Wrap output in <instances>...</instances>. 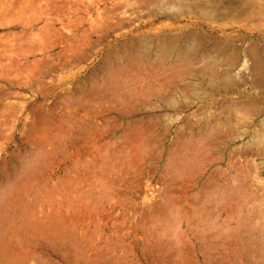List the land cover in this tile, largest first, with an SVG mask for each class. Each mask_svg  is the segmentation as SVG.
<instances>
[{"label": "rangeland", "instance_id": "1", "mask_svg": "<svg viewBox=\"0 0 264 264\" xmlns=\"http://www.w3.org/2000/svg\"><path fill=\"white\" fill-rule=\"evenodd\" d=\"M0 12L5 15L0 16V201L6 202H0V220L8 219L0 225L7 229L0 234V264H264V0H0ZM43 27L54 35L39 32ZM71 30L78 44L81 37L86 40L79 63L66 60ZM129 30L149 40L163 39L144 54L165 62L130 63L115 82L94 76L93 89L85 88L70 102L81 103L83 110L69 111L63 105L71 90L67 78L78 69L80 84L97 75L101 51L116 47L120 41L114 36ZM162 45H173L168 61L169 54L158 55ZM177 63L180 67L170 70ZM157 97L173 109L163 108ZM226 187L227 192L209 198L224 197L230 219L239 220L236 227L244 234V247L230 249L229 255L206 256L196 248L194 254L185 246L192 239L171 238L186 231L185 222L168 235L146 223L145 208L163 202L195 204L199 195ZM19 198L25 206L22 224L12 213ZM32 219L40 222L38 232ZM43 228L45 240L39 234ZM156 231L171 247L157 250Z\"/></svg>", "mask_w": 264, "mask_h": 264}, {"label": "crops", "instance_id": "2", "mask_svg": "<svg viewBox=\"0 0 264 264\" xmlns=\"http://www.w3.org/2000/svg\"><path fill=\"white\" fill-rule=\"evenodd\" d=\"M8 14H10V13H8ZM10 15L15 16V14H13L12 12ZM0 16L2 17V19H4L5 15L3 12L2 13L0 12ZM51 30L52 29H49L47 27H43L42 29L39 30V32L44 31L47 34L50 33L52 36V35H54V33H53V30L52 31ZM49 31H51V32H49ZM70 33L72 34L71 35V42L69 43V45H66V50H65L66 53H69V55L66 56V60H69L72 63H79L84 59V57H83V46L85 45L86 40L84 37L82 38L80 36L81 42H80V44H78L76 41V39H77L76 31L71 30ZM75 36H76V38H75ZM144 36H145V33H140L139 35H136V33L132 30L122 31L121 33L115 35L114 38L119 40L120 43L116 47L108 46V47H106V49L101 51V53L103 55V63L101 65V67H99L97 69V71H96L97 75H95V73H94V74H91L90 76H88L85 79V81L83 82L84 84H82V83L78 84L76 82L75 75L79 72L80 69L76 70L74 75L72 74L68 77V79H70V83L67 86L71 87V90H69L67 92L66 101L69 102L74 97H80L85 88L92 90L93 89L92 88L93 87L92 86V84H93L92 79L94 76L95 77L99 76L100 79H102L104 81H107L109 79L108 82H110V80H111V82H115L117 79H119V77L123 76V74L121 72L123 71L124 67L127 68L126 65H128L130 63H140L141 62L143 64H147L150 60H152L154 62L164 63L165 61L160 56H155V55L149 56L150 54H146V55L144 54L145 52H149L148 51L149 48H154L157 44V41H160L163 39L157 38V39L149 40V39H146ZM60 41L63 44L65 43L63 40H60ZM51 47L53 48L52 45H51ZM137 53H139V54H137ZM170 78H172V77H170ZM173 79H175V78H173ZM176 79H178V78H176ZM145 94L147 96H150L152 94V89L150 86H146ZM156 100L163 106V108L173 109L172 106L167 105L159 97H157ZM68 102L66 103V105L68 104L67 106L70 107L68 109L69 111L78 112V111L83 110V108H84L81 103H77L75 105H70L71 103L70 102L68 103ZM120 106H123L125 108H132V106L127 104V103H120ZM79 124H81V120L78 121V125ZM135 135L136 134H133L131 136V139L133 142L136 141V140H134ZM139 140L141 142V140H143V138L140 136ZM223 190L225 192H227L229 190V188L226 187L223 189H211V191L209 193L199 195V198L194 200L195 204H188L186 206H182L181 204H178V203H171L170 202V205H169L168 204L169 202H163L159 205L145 208V209H147V211L145 212L146 214L144 216L147 218L146 223H149L151 225H155L154 223H156L157 221L159 223L161 221H168L169 223H175L176 225H182L185 222V225L187 227L186 231L181 233V234H174V235H172L171 238H174L177 241L184 240L188 237L190 239H192L194 242L193 241H192V243L190 242V244L186 245V247H188L189 249H191L193 247L191 253H194V254L196 253L194 251V249L196 248L198 253H203L206 256L229 255L230 249H232V248H243L244 247V242H243L244 234L241 231H239L236 227V225L239 224L238 223L239 220L238 219H236V220L230 219V215H229L230 209H228L227 204H224L223 200H221L224 197L222 198L221 195H219V196H215L214 200H211L209 198L212 195L214 196V193H218V191H223ZM202 197H203V199H202ZM162 204H163V207H162ZM86 205H89V202L86 203ZM165 208H167V209H165ZM170 208H173V209L177 208V209H175V212L170 213ZM159 210H161L163 212L162 215L158 214L157 211H159ZM166 211H168V212H166ZM185 216H188V218L190 217L192 220H186L184 218ZM232 220L235 223L234 227L229 226L231 224L230 221H232ZM226 225H228V226H226ZM224 226H226L228 229ZM200 228L201 229L203 228V231L200 230ZM239 229H241V228H239ZM178 238H179V240H178ZM154 240H156V243H157L156 248H157V250H159V252H160V250L163 251L166 248L171 247V244H167V243L164 244L162 242L163 237L160 235L159 232L154 234ZM203 247H205V248H203Z\"/></svg>", "mask_w": 264, "mask_h": 264}, {"label": "bare ground", "instance_id": "3", "mask_svg": "<svg viewBox=\"0 0 264 264\" xmlns=\"http://www.w3.org/2000/svg\"><path fill=\"white\" fill-rule=\"evenodd\" d=\"M6 13H7V12H6ZM51 31H52V30H51ZM51 31H49V32H51ZM75 31H76V30H75ZM43 32H44V31H43ZM43 32H42V33H43ZM45 33H46V32H45ZM53 33H54V32H53ZM40 35H41V34H40ZM42 35H43V34H42ZM45 35H46V34H45ZM75 38H76V36H75ZM82 38H83V37H82ZM74 40H75V39H74ZM74 40H73V41H74ZM76 40H77V39H76ZM80 41H81V40H80ZM157 42H159V41H157ZM161 42H162V41H161ZM175 42H176V41H175ZM162 43H165V42H162ZM158 44H159V43H158ZM158 44H156V45L159 46ZM165 44H166V43H165ZM167 45H168V44H167ZM167 45H162V46H160V47H157V48L159 49V51L156 49V50L158 51V55H159L160 53L165 54L164 58H166V54L171 53V52H170V51H171L170 47H172L173 45L175 46L176 43H173V45H172V46L170 45V47L167 46ZM38 46H39V45H38ZM47 46H48V45H47ZM47 46H45V48H47V50L49 51V49H48ZM33 47H34V46H33ZM13 48H14V47H13ZM184 48H185V47H184ZM36 49H38V48L36 47ZM43 49H44V47H43ZM192 49H193V48H191V49H189V50H192ZM195 49H196V48H195ZM29 50H30V48H29ZM32 50H33V49H32ZM51 50H52V49H51ZM177 50H178V49H177ZM184 50H185V49H184ZM193 50H194V49H193ZM34 51H36V50H34ZM40 51H41V50H38V52H40ZM42 51H44V50H42ZM148 51H149V50H148ZM172 51H173V50H172ZM30 52H31V51H30ZM49 52H50V51H49ZM79 52H80V51H79ZM154 52H156V51H154ZM159 52H160V53H159ZM25 53H26V52H25ZM35 53H36V52H35ZM182 53H183V51H182ZM185 53H186V52H185ZM11 54H12V53H11ZM45 54H46V53H45ZM137 54H139V53H137ZM155 54H156V53H155ZM26 55H27V54H26ZM33 55H34V54H33ZM68 55H69V53H68ZM156 55H157V54H156ZM169 55H170V56H169ZM169 55L167 56V61H168V59H171V57H172V54H169ZM34 56H35V55H34ZM179 56H180V55H179ZM168 57H169V58H168ZM180 57L182 58V56H180ZM69 58H70V57H69ZM81 58H82V57H81ZM136 58H137V57H136ZM136 58H135V59H136ZM181 58H180L179 60H182ZM183 58H184V57H183ZM189 58H190V56H189ZM11 59H12V58H11ZM11 59H9V60H11ZM186 59H187V58H185V60H186ZM37 60H38V59H37ZM165 60H166V59H165ZM176 60H178L177 57H176ZM179 60H178V61H179ZM188 60H189V59H188ZM19 61H20V60H19ZM136 61H137V60H136ZM39 62H40V61H38V64H39ZM47 62H48V61H47ZM73 62H74V61H73ZM130 62H131V61H130ZM146 62H147V61H146ZM185 62H186V61H185ZM20 63H21V62H20ZM34 63H35V62H34ZM183 63H184V62H182V64H180V65H183ZM15 64H16V63H15ZM32 64H33V62H32ZM19 65H21V64H19ZM25 65H26V64H25ZM29 65H31V64L29 63L28 66H29ZM39 65H41V64H39ZM131 65H132V64H131ZM174 65H175V63H174ZM176 65H177V66H175L174 68H170L171 64H170V66H168V67L170 68V70H171V69H172V70H175V68H177V67L179 68V67H180L179 63H177ZM185 65H186V64H185ZM31 66H32V65H31ZM120 66H121V65H120ZM187 66H188V65H187ZM0 67H1V66H0ZM2 67H3V66H2ZM168 67H167V68H168ZM172 67H173V66H172ZM4 68H6V67L4 66L2 69H4ZM20 68H21V67H20ZM31 68H33V67H31ZM31 68H30V69H31ZM124 68H126V67H124ZM7 69H8V68H7ZM9 69H11V68H9ZM22 69H24V68L22 67ZM38 69H39V68H38ZM4 70H5V72H6V69H4ZM14 70H15V69H14ZM14 70H12V71H14ZM31 70H33V69H31ZM118 70H119V69H118ZM170 70H169V72H170ZM176 70H178V69H176ZM7 71H8V70H7ZM12 71H11V72H12ZM22 71H23V70H22ZM27 71H28V70H27ZM27 71H26V72L24 71V73L27 74V73H28ZM164 71H165V70H164ZM11 72H10V73H11ZM18 72H19V71H18ZM18 72H17V73H18ZM37 72H38V71H37ZM116 72H117V71H116ZM177 72H178V71H177ZM179 72H181V69H180ZM182 72H184V71H182ZM17 73H16V74H17ZM20 73H22V72H20ZM24 73H23V74H24ZM30 73H31V72H29L28 75H29ZM119 73H120V72H119ZM171 73H172V72H171ZM171 73H169V74H171ZM25 74H24V75H25ZM115 74H116V73H115ZM117 74H118V73H117ZM9 75H10V74H9ZM14 75H15V74H14ZM28 75H27V76H28ZM32 75H34V74H32ZM109 75H110V74H109ZM180 75H181V74H180ZM182 75H184V74H182ZM177 76L179 77V75H177ZM7 77H8V76H7ZM9 77H11V75H10ZM16 77H17V76H16ZM105 77H106V76H105ZM175 77H176V75H175ZM175 77H174V78H175ZM13 78H14V77H13ZM30 78H31V77H30ZM5 79H6V78H5ZM14 79H15V78H14ZM26 79H27V78H26ZM67 79H68V78H67ZM106 79H107V78H106ZM30 80H31V79H30ZM108 80H109V79H108ZM108 80H107V81H108ZM8 81H9V79H8ZM37 81H38V80H37ZM112 81H113V80H112ZM33 82H34V81H33ZM110 82H111V80H110ZM16 83H17V82H16ZM35 83H36V82H35ZM64 83H65V82H64ZM66 83H67V82H66ZM78 83H79V82H78ZM2 84H4V83H2ZM6 84H7V83H6ZM17 84H19V83H17ZM44 84H45V83H44ZM61 84H62V83H61ZM83 84H84V83H83ZM4 85H5V84H4ZM13 85H14V83H13ZM35 85H36V84H35ZM62 85H63V84H62ZM64 85H65V84H64ZM94 85H95V84H94ZM1 86H2V85H1ZM92 86H93V84H92ZM3 87H4V86H3ZM14 87H15V85H14ZM42 87H43V85H42ZM1 88H2V87H0V90H1ZM4 88H5V87H4ZM43 88H45V86H44ZM46 88H47V87H46ZM92 88H93V87H92ZM68 91H69V90H68ZM68 91H67V92H68ZM80 91H81V90H80ZM0 92H1V91H0ZM4 92H5V91H4ZM9 92H10V91H9ZM13 93H14V92H13ZM13 93H12V94H13ZM38 93H39V92H38ZM40 93H41V92H40ZM40 93H39V94H40ZM9 94H10V93H9ZM14 94H15V93H14ZM39 94H38V95H39ZM10 95H11V94H10ZM1 96H3V95H1ZM4 96H5V95H4ZM6 96H7V95H6ZM12 96H13V95H12ZM14 96H15V95H14ZM70 97H71V96H70ZM82 97H83V96H82ZM1 98H2V97H0V100H1ZM64 98H65V97H64ZM64 100H66V98H65ZM0 102H2V101H0ZM64 102H65V101H64ZM67 102H68V101H66L65 103H67ZM69 102H71V101H69ZM69 102H68V103H69ZM63 105H66V104H63ZM67 105H68V104H67ZM67 105H66V106H67ZM70 105H71V104H70ZM80 105H81V104H80ZM1 107H2V106H1ZM59 107H60V106H59ZM69 108H70V107H69ZM43 109H44V108H43ZM0 112H1V111H0ZM9 112H10V111H9ZM37 112H38V111H37ZM2 113H3V112H2ZM38 114H39V113H38ZM47 114H48V113H47ZM28 115H29V114H28ZM3 116H4V115H2V117H3ZM46 116H47V115H45V117H46ZM2 117H1V115H0V118H2ZM26 117H27V114H26ZM45 117H44V118H45ZM48 117H51V116H48ZM53 117H54V116H53ZM36 119H37V118H36ZM46 119H48V118H45V120H46ZM52 119H53V118H52ZM52 119H51V120H52ZM26 120H27V118H26ZM43 120H44V119H43ZM43 120H40V121H43ZM61 120H62V119H61ZM22 121H23V120H22ZM31 121H32V120H31ZM59 121H60V120H59ZM78 121H79V120H78ZM19 122H20V121H19ZM44 122H45V121H44ZM49 122H50V120H49ZM17 123H18V121H17ZM41 123H42V122H41ZM63 123H64V122H63ZM63 123H62V124H63ZM22 124H24V122H23ZM31 124H32V123H31ZM49 124H50V123H49ZM53 124H54V123H53ZM32 125H34V124H32ZM39 125H40V124H39ZM56 125H58V124H56ZM37 126H38V125H37ZM62 126H63V125H62ZM25 127H26V125H25ZM27 127H28V126H27ZM29 127H31V125H30ZM29 127H28V128H29ZM34 127H35V125H34ZM15 128H16V127H15ZM39 128H40V127H38L37 129H39ZM49 128H50V127H49ZM35 129H36V128H35ZM46 129H47V128H46ZM24 130H25V128H24ZM26 130H27V129H26ZM39 130H40V129H39ZM42 130H43V129H42ZM28 131H29V130H28ZM28 131H27V132H28ZM32 131H33V130H32ZM32 131H31V132H32ZM37 131H38V130H36V132H37ZM54 131H55V130H54ZM20 132H21V131H20ZM31 132H30V134H31ZM58 132H59V130H58ZM32 133H34V132H32ZM45 133H46V132H45ZM47 133H48V132H47ZM53 133H54V132H53ZM53 133H52V134H53ZM16 134H17V133H16ZM21 134H23V133H21ZM38 134H39V133H38ZM41 134H42V133H41ZM0 135H1V133H0ZM19 135H20V134H19ZM31 135H33V134H31ZM43 135H44V134H43ZM47 135H48V134H47ZM1 136H2V135H1ZM35 136H36V134H35ZM38 136H39V135H38ZM40 136H41V135H40ZM261 136H262V135H261ZM261 136H260V137H261ZM33 137H34V135H33ZM45 137L47 138L46 135L44 136V138H45ZM53 137H54V135L52 136V139H53ZM139 137H140V136H139ZM41 138H42V137H41ZM11 139H12V138H11ZM47 139H48V138H47ZM49 139H50V138H49ZM52 139H51V140H52ZM135 139H136V138H135ZM23 140H24V139H23ZM25 141H26V140H25ZM33 141H35V140L33 139ZM44 141H45V140H44ZM47 141H48V140H47ZM11 142L13 143V141H11ZM11 142H10V143H11ZM16 142H17V141H16ZM20 142H21V141H20ZM31 142H32V140H31ZM35 142H36V141H35ZM135 142H136V141H135ZM22 143H23V142H22ZM24 143H25V142H24ZM26 143H27V141H26ZM29 143H30V141H29ZM43 143H44V142H43ZM48 143H49V142H48ZM14 144H15V142H14ZM40 144H41V143H40ZM40 144L38 143V145H40ZM45 144H46V143H45ZM45 144H43V145H45ZM10 146H11V145H10ZM14 146H15V145H14ZM18 146H19V145H18ZM15 147H16V146H15ZM20 147H21V146H20ZM8 148H10V147H8ZM16 148H17V147H16ZM16 150H17V149H16ZM18 151H19V150H18ZM15 152H16V151H15ZM15 152H14V150H13V153H15ZM26 152H28V151H26ZM30 152H31V150H30ZM17 153H18V152H16L15 154H17ZM24 153H25V151H24ZM37 153H38V152H37ZM54 153H55V152H54ZM11 154H12V152H11ZM34 154H35V153H34ZM8 155H9V154H8ZM36 156H37V155H36ZM49 156H50V155H49ZM16 157H18V156H16ZM21 157H22V156H21ZM24 157H25V156H24ZM31 157H32V156H31ZM35 158H36V157H35ZM35 158H34V159H35ZM13 159H15V158H13ZM18 162H19V161H18ZM26 162H27V161H26ZM6 163L8 164L7 161H6ZM19 164H20V162H19ZM8 165L10 166V164H8ZM8 165H7V166H8ZM2 166H3V165H2ZM4 166H5V165H4ZM4 166H3V168H4ZM18 166H19V165H18ZM29 166H30V165H29ZM36 166H37V165H36ZM5 167H6V166H5ZM21 167H22V165H21ZM46 167H47V166H46ZM11 168H13V167H11ZM22 168H23V167H22ZM40 168H41V167H40ZM9 169H10V167L8 168V170H7L6 172L9 173V171H10ZM26 170H28L27 167H26ZM31 170H32V169H31ZM18 171H19V170H17V172H18ZM41 171H42V170H41ZM45 171H46V170H45ZM1 172H2V171H1ZM17 172H16V174H17ZM36 172H37V171H36ZM4 173H5V170H4ZM4 173L2 172V174H4ZM8 173H7V174H8ZM13 173H14V175H15V172H14V171H13ZM19 173H23V172H19ZM7 174H5L6 177H7ZM32 174H33V173H32ZM34 175H35V174H34ZM34 175H33V176H34ZM16 176H17V175H16ZM28 176H29V174H28ZM30 176H31V175H30ZM2 177H3V178H2ZM4 177H5L4 175L1 176L2 179H4ZM14 177H15V176H14ZM14 177L12 176V180L14 179ZM7 178H8V177H7ZM25 178H26V177H25ZM38 178H39V177H38ZM15 179H16V178H15ZM17 179H18V178H17ZM4 180H5V179H4ZM4 180H3V181H4ZM18 180H19V179H18ZM21 180H23V179H22V176H21L20 181H21ZM26 180H27V179H26ZM31 180H33V179H31ZM7 181H8V180L6 179V180L4 181V184H5V182H6V184H7ZM10 181H11V180H10ZM12 182H13V181H12ZM15 182H16V180H15ZM15 182H13V183L15 184ZM25 182H26V181H25ZM13 183H12V184H13ZM16 183H18V181H17ZM4 184H3V185H4ZM10 184H11V183H10ZM12 184H11V185H12ZM18 184H19V183H18ZM21 184H22V182H21ZM25 184H26V183H25ZM54 184H55V183H54ZM58 184H59V183H58ZM60 184H61V183H60ZM28 185H29V184H28ZM32 185H33V184H31V186H32ZM56 185H57V184H56ZM12 186H13V185H12ZM16 186H17V185H16ZM16 186H14V187H16ZM20 186H21V185H20ZM25 186H26V185H25ZM25 186H24V187H25ZM14 187H13V188H14ZM2 188H3V186H2ZM2 188H1V186H0V189H1V190H2ZM6 188H7V187H6ZM13 188L11 187V189H13ZM21 188H22V187H21ZM47 188H48V187H47ZM50 188H52V187H50ZM53 188H54V187H53ZM22 189H23V188H22ZM22 189H21V190H22ZM37 189H38V188H37ZM19 190H20V188H19ZM38 190H39V189H38ZM48 190H49V189H48ZM54 190H55V189H54ZM67 190H68V189H67ZM5 191H6V189H5ZM23 191H24V190H23ZM23 191H22V192H23ZM52 191H53V189H52ZM56 191H58V190H56ZM78 191H79V190H78ZM2 192H3V190H2ZM7 192H8V191H7ZM7 192H5V193H7ZM19 192H20V191H19ZM22 192H21V193H22ZM26 192H27V191H26ZM50 192H51V191H50ZM50 192H49V193H50ZM72 192H73V191H72ZM79 192H80V191H79ZM9 193H10V192H9ZM9 193H8V195H9ZM12 193H13V192H12ZM12 193H10V194H12ZM39 193H40V192H39ZM39 193H36V194H39ZM41 193H42V192H41ZM43 193H44V191H43ZM43 193H42V194H43ZM51 193H53V192H51ZM56 193H58V192H56ZM65 193H66V192H65ZM3 194H4V192H3ZM26 194H27V193H26ZM61 194H62V193H61ZM78 194H79V193H78ZM1 195H2V194H0V197H1ZM8 195H7V196H8ZM49 195H50V194H49ZM67 195L70 196V197L72 196V195H69L68 193H67ZM11 196H12V195H11ZM18 196H19V195H18ZM18 196H17V197H18ZM27 196H28V195H27ZM40 196H41V197H45V195H44V196L40 195ZM40 196H39V198H40ZM59 196H60V194H59ZM62 196H63V194H62ZM215 196H216V195H215ZM17 197H16V198H17ZM37 197H38V196H37ZM4 198H5V195H4L3 199H4ZM7 198H8V197H7ZM14 198H15V197H14ZM14 198H13V199H14ZM45 198H47V197H45ZM73 198H74V196H73ZM83 198H84V197H83ZM28 199H29V197H28ZM35 199H36V197H35ZM35 199H33V201H34ZM37 199H38V198H37ZM202 199H203V197H202ZM10 200H12V198H11ZM14 200H15V199H14ZM21 200H22V199H20V198L17 200V203H18V204H17V203H16V204L13 203L14 206H15V208H12V209H14V211H13L12 213H13V215H14V212L16 213V216H17V218H18V221H17V222H19V223L22 224V223H23V220H24V219L22 220V218H23V217H22V215H23L22 213H25V212H23V210H25V209H24L25 206H23V203H22ZM23 200H24V199H23ZM30 200H31V199H30ZM62 200H63V202H64V199H63V198H62ZM80 200H82V199H80ZM35 201H37V200H35ZM46 201H47V200L45 199L44 202H46ZM49 201H50V200H49ZM49 201H48V202H49ZM72 201H73V200H72ZM75 201H77V200H75ZM0 202H1V201H0ZM13 202H14V201H13ZM27 202H28V201H27ZM39 202H40V201H39ZM84 202H85V201H84ZM84 202H83V203H84ZM4 203L6 204L5 200H4ZM25 203H26V202H25ZM25 203H24V204H25ZM33 203H34V202H33ZM46 203H47V202H46ZM53 203H54V200H53ZM60 203H61V202H60ZM66 203H67V202H66ZM79 203H80V201H79ZM1 204H3V203L1 202ZM5 204H3V206H4ZM27 204H28V203H27ZM34 204H35V203H34ZM44 204H45V203H44ZM44 204H43V205H44ZM63 204H64V203H63ZM84 204H85V206H86V203H84ZM168 204L170 205V202H169ZM199 204H200V203H199ZM45 205H46V204H45ZM59 205H60V204H59ZM59 205H58V206H59ZM80 205H81V204H80ZM164 205H165V204H164ZM6 206H7V205H6ZM9 206H10V205H9ZM9 206H8V207H9ZM28 206H29V205H28ZM30 206L32 207V205H30ZM51 206H52V204H51ZM54 206H55V204H54ZM72 206H73V205H72ZM72 206H71V207H72ZM82 206L84 207V205H82ZM177 206H178V205H177ZM8 207H7V208H8ZM10 207H12V206H10ZM34 207H35V206H34ZM38 207H39V206H38ZM43 207H44V206H43ZM43 207H42V208H43ZM61 207H63V206H61ZM80 207H81V206H80ZM87 207H88V206H87ZM162 207H163V204H162ZM165 207H166V206H165ZM4 208H5V207H4ZM22 208H23V210H22ZM42 208H41V209H42ZM49 208L51 209V207H49ZM52 208H53V207H52ZM54 208H55V207H54ZM54 208H53V209H54ZM67 208H68V207H67ZM67 208H66V209H67ZM208 208H209V207H208ZM46 209H47V208H46ZM55 209H56V208H55ZM55 209H54V210H55ZM61 209H62V208H61ZM66 209H65V211H66ZM73 209H74V207H73ZM80 209H82V208H80ZM93 209H94V208H93ZM165 209H167V208H165ZM165 209H164V210H165ZM175 209H177V208H175ZM209 209H210V208H209ZM209 209H208V210H209ZM39 210H40V208H39ZM62 210H63V209H62ZM71 210H72V209H71ZM164 210H163V211H164ZM2 211H4V210H2ZM28 211H29V210H28ZM35 211H36V210H35ZM37 211H38V210H37ZM37 211H36V212H37ZM40 211H41V210H40ZM68 211H69V209H68ZM73 211H74V210H73ZM80 211H82V210H80ZM80 211H79V212H80ZM85 211H86V210H85ZM30 212H31V210H30ZM49 212H50V210H49ZM92 212H93V210H92ZM166 212H168V211H166ZM0 213H1V211H0ZM12 213H11V214H12ZM17 213H18V215H17ZM34 213H35V212H34ZM42 213H43V212H42ZM58 213H59V212H58ZM71 213H72V212H71ZM82 213H85V212H82ZM89 213H90V212H89ZM3 214H4V213H3ZM37 214H38V213H37ZM39 214H41V213L39 212ZM39 214H38V215H39ZM48 214H49V213L47 212V215H48ZM73 214H74V213H73ZM80 214H81V213H80ZM67 215H68V214H67ZM67 215H66V216H67ZM83 215H84V214H83ZM31 216H33L32 212H31ZM39 216H40V215H39ZM39 216H38V217H39ZM45 216H46V215H45ZM49 216H50V215H49ZM166 216H167V215H166ZM7 217H8V216H7ZM12 217H13V216H12ZM33 217H34V219H35V216H33ZM33 217H31V218H33ZM42 217H43V216H42ZM64 217H65V216H64ZM68 217H69V215H68ZM82 217H83V216H82ZM39 218H40V217H39ZM44 218H45V217H44ZM46 218H47V217H46ZM54 218H56V215H55ZM66 218H67V217H66ZM29 219H30V218L28 217V220H29ZM51 219H52V218H51ZM51 219H50V220H51ZM62 219H63V218H62ZM64 219H65V218H64ZM68 219H69V218H68ZM76 219H78V218H76ZM165 219H166V218H165ZM4 220H6V218H5ZM4 220H0V225H4V224H5V221H4ZM7 220H8V219H7ZM7 220H6V221H7ZM16 220H17V219H16ZM32 220H33V219H32ZM38 220H40V219H38ZM3 221H4V222H3ZM9 221H10V220H9ZM44 221H45V220H44ZM69 221H70V219H69ZM13 222H15V221H13ZM17 222H16V223H17ZM41 222H42V221H41ZM10 223H11V222H10ZM31 223H32V226H33L32 228H34V230L38 232L37 229H38L39 226H40V222H38V221H36V220H33V221H31ZM61 223H62V222H61ZM75 223H76V222H75ZM75 223H74V224H75ZM78 223H79V221H78ZM27 224H28V223H27ZM56 224H58V223H56ZM154 224L157 226V228H159V229L161 230V232H162L163 234L165 233L166 235H168L167 232H168L171 228H176V227L178 226V225H176L175 223H169L168 221H161L160 223L157 221V222L154 223ZM41 225L44 226L42 223H41ZM75 225H76V224H75ZM79 225H80V224H79ZM8 226H9V225H8ZM11 226H12V224H11ZM18 226H20V224H19ZM23 226H24V225H23ZM27 227H28V226H27ZM137 227H138V226H137ZM137 227H136V228H137ZM7 228H8V227H7ZM53 228H54V227H53ZM61 228H62V227H61ZM75 228H76V227H75ZM154 228H155V227H154ZM181 228H182V227H181ZM2 229H3V228H2ZM2 229H0V234H1V233H2V234L7 233V229H6V227H5L4 230H2ZM13 229H14V226H13ZM23 229H24V228H23ZM28 229H29V227H28ZM47 229H48V228H46V230H47ZM50 229H51V228H50ZM72 229H73V228H72ZM72 229H71V231H73ZM10 230H11V229H10ZM14 230H15V229H14ZM14 230H13V231H14ZM17 230H18V229H17ZM17 230H16V233H17ZM19 230H20V229H19ZM34 230H33V231H34ZM137 230H139V229H137ZM69 231H70V229H69ZM71 231H70V232H71ZM153 231H154V230H153ZM198 231H199V230H198ZM25 232H26V231H25ZM85 232H86V231H85ZM159 232H160V231H159ZM9 233H10V232H9ZM9 233H8V234H9ZM54 233H55V232H54ZM54 233H53V234H54ZM60 233H61V232H60ZM67 233H68V231H67ZM81 233H82V231H81ZM81 233H80L78 236H80ZM88 233H89V232H88ZM156 233H157V231H156ZM12 234H13V232H12ZM12 234H11V235H12ZM18 234H22V231H21V230L18 231ZM25 234H26V233H25ZM39 234L42 236L41 238H43V239L45 240L46 235H45L44 228H43V229H39ZM65 234H66V233H65ZM72 234H73V233H72ZM180 234H181V232H180ZM14 235H15V237H16V234H14ZM14 235H13V237H14ZM51 235H52V234H51ZM54 235H55V234H54ZM157 235H158V234H157ZM21 236H22V235H21ZM31 236H32V235H31ZM66 236H67V235H66ZM68 236H69V235H68ZM72 236H73V235H72ZM83 236H84V235H83ZM93 236H95V235H93ZM158 236H159V235H158ZM162 236H163V235H162ZM19 237H20V236H19ZM33 237H34V236H33ZM48 237H49V236H48ZM61 237H62V236H61ZM70 237H71V236H70ZM156 237H157V236H156ZM159 237H160V236H159ZM170 237H171V236H170ZM0 238H1V237H0ZM8 238L10 239V237H8ZM76 238H78V237H76ZM81 238H82V237H81ZM90 238H91V237H90ZM157 238H158V237H157ZM175 238H176V237H175ZM4 239H5V238H4ZM9 239H8V240H9ZM12 239H13V238H12ZM15 239H16V240H17V239L19 240L20 238H15ZM23 239H25V238H23ZM26 239H27V238H26ZM67 239L70 240V238H68V237H67ZM91 239H92V238H91ZM165 239H166V238H165ZM173 239H174V238H173ZM2 240H3V239H2ZM13 240H14V239H13ZM48 240H49V239H48ZM55 240H56V239H55ZM64 240H65V239H64ZM83 240H84V239H83ZM92 240H94V239H92ZM107 240H108V239H107ZM116 240H117V239H116ZM159 240H160V239H159ZM168 240H169V238H168ZM170 240H171V239H170ZM178 240H179V238H178ZM188 240H189V239H188ZM3 241H4V240H3ZM11 241H12V240H11ZM20 241L22 242V240H20ZM50 241H51V240H50ZM80 241H82V240H80ZM96 241H97V240H96ZM101 241H102V240H101ZM175 241H176V240H175ZM12 242H13V241H12ZM27 242H28V241H27ZM30 242H31V241H30ZM43 242H44V241H43ZM53 242H55V241H53ZM67 242H68V241H67ZM97 242H98V241H97ZM117 242H118V241H117ZM117 242H116V243H117ZM15 243H16V242H15ZM61 243H62V241H61ZM63 243H65V242H63ZM68 243H69V242H68ZM74 243H75V242H74ZM74 243H73V244H74ZM107 243H108V242L106 241V244H107ZM185 243H186V242H185ZM185 243H184V244H185ZM191 243H192V242H191ZM195 243H196V242H195ZM7 244H8V243H7ZM11 244H12V243H11ZM28 244H29V243H28ZM37 244H38V243H37ZM42 244H43V243H42ZM55 244H56V243H55ZM73 244H70L71 248H72V245H73ZM81 244H82V243H81ZM84 244H85V243H84ZM84 244H83V246H84ZM92 244H93V242H92ZM111 244H112V243H111ZM111 244H109V245H111ZM158 244H159V243H158ZM172 244H173V243H172ZM182 244H183V243H181V245H182ZM8 245H9V244H8ZM8 245H7V246H8ZM51 245H52V244H51ZM162 245H163V244H162ZM179 245H180V244H179ZM188 245H189V242H188ZM191 245H192V244H191ZM4 246H5V245H4ZM9 246H12V245H9ZM27 246H28V245H27ZM27 246H26V247H27ZM59 246H60V245H58V247H59ZM88 246H89V245H88ZM94 246H95V243H94ZM113 246H114V245H113ZM113 246H112V247H113ZM185 246H186V245H185ZM13 247H15V246H13ZM19 247H21V246H19ZM30 247H31V246H30ZM34 247H36V246L34 245ZM45 247H47V246H45ZM52 247H53V246H52ZM62 247H63V246H62ZM65 247H66V246H65ZM78 247L80 248V246H78ZM78 247H77V248H78ZM84 247H85V246H84ZM92 247H93V245H92ZM98 247H99V246H98ZM104 247H107V246H104ZM115 247H116V246H115ZM140 247H141V246H140ZM173 247H174V246H173ZM176 247H177V246H176ZM190 247H191V246H190ZM49 248H51V247H49ZM54 248H55V247H54ZM77 248H76V249H77ZM79 248H78V249H79ZM145 248H146V247H145ZM187 248H188V247H187ZM203 248H205V247H203ZM6 249H7V248H6ZM14 249H15V248H14ZM34 249H35V248H34ZM39 249H40V248H39ZM58 249H59V248H58ZM60 249H62V248H60ZM63 249H64V248H63ZM63 249H62V250H63ZM86 249H87V247H86ZM88 249H90V248H88ZM93 249H94V248H93ZM93 249H91V250H93ZM110 249H112V248H110ZM110 249H109V250H110ZM191 249H193V247H192ZM1 250H2V249H1ZM40 250H41V249H40ZM42 250H43V249H42ZM81 250H83V249H81ZM84 250H85V249H84ZM96 250H97V249H96ZM129 250H130V249H129ZM181 250H182V248H181ZM189 250H190V249H189ZM2 251H3V250H2ZM2 251H1V252H2ZM6 251H7V250H6ZM8 251H9V250H8ZM37 251H38V250H37ZM51 251H54V250H51ZM55 251H58V250H55ZM65 251H66V250H65ZM88 251H89V250H88ZM114 251H116V249H115ZM14 252H15V250H14ZM23 252H24V251H23ZM79 252H80V251H79ZM189 252H190V251H189ZM7 253H8V252H7ZM18 253H19V252H18ZM45 253H46V252H45ZM72 253H73V252H71V254H72ZM83 253H84V252H83ZM92 253H93V252H92ZM127 253H128V252H127ZM127 253H126V254H127ZM131 253H132V250H131ZM133 253H134V252H133ZM138 253H139V252H138ZM138 253H137V254H138ZM23 254H24V253H23ZM39 254H40V253H39ZM54 254H55V253H54ZM84 254H85V253H84ZM87 254H88V253H87ZM97 254H98V253H97ZM111 254H112V253H111ZM111 254H110V256H111ZM134 254H135V253H134ZM141 254H142V253H141ZM187 254H188V253H187ZM190 254H191V253H190ZM198 254H199V253H198ZM201 254H202V253H201ZM6 255H7V254H6ZM66 255H67V254H66ZM81 255H82V254H81ZM98 255H99V254H98ZM175 255H176V254H175ZM13 256H15V254H14ZM13 256H12V257H13ZM20 256H21V255H20ZM30 256H31V255H30ZM48 256H49V255H48ZM60 256H61V255H60ZM60 256H59V257H60ZM73 256H74V255H73ZM75 256H76V255H75ZM84 256H85V255H84ZM89 256H90V255H89ZM112 256H113V255H112ZM123 256H124V255H123ZM134 256H135V255H134ZM171 256H172V255H171ZM177 256H178V255H177ZM177 256H176V257H177ZM16 257H18V255H17ZM33 257L35 258L36 256H32L31 258H33ZM44 257H45V256H44ZM55 257H56V256H55ZM68 257H69V256H68ZM86 257H87V256H86ZM172 257H173V256H172ZM184 257H185V256H184ZM1 258H2V257H1ZM22 258H23V257H22ZM25 258H26V257H25ZM52 258H53V257H52ZM56 258H58V257H56ZM119 258H120V257H119ZM166 258H167V257H166ZM5 259H6V258H5ZM16 259H17V258H16ZM47 259H48V258H47ZM61 259H62V258H61ZM83 259H84V258H83ZM83 259H82V260H83ZM126 259H127V258H126ZM187 259H188V258H187ZM197 259H198V258H197ZM200 259H201V257H200ZM202 259H203V257H202ZM8 260H9V259H8ZM22 260H23V259H22ZM26 260H27V259H26ZM26 260H25V261H26ZM51 260H52V259H51ZM110 260H111V258H110ZM110 260H107V261L110 262ZM128 260H129V259H128ZM175 260H176V258H175ZM6 261H7V260H6ZM10 261H12V260H10ZM23 261H24V260H23ZM25 261H24V262H25ZM29 261H30V260H29ZM36 261H37V260H36ZM45 261H46V260H45ZM48 261H49V260H48ZM69 261H71V260H69ZM69 261H68V262H69ZM186 261H187V260H186ZM199 261H201V260H199ZM205 261H206V260L204 259V262H205ZM2 262H3V261H2ZM37 262H38V261H37ZM112 262H113V261H112ZM112 262H111V263H112ZM126 262H127V261H126ZM132 262H133V261H132ZM194 262H195V261H194ZM27 263H28V262H27ZM39 263H40V262H39ZM49 263H50V262H49ZM82 263H83V262H82ZM117 263H119V262H117ZM174 263H175V262H174ZM176 263H177V262H176ZM5 264H6V263H5ZM9 264H22V262H20V261H15V262H13V261H12V262H9ZM40 264H41V263H40ZM42 264H43V263H42ZM45 264H48V263H45ZM52 264H53V263H52ZM54 264H55V263H54ZM63 264H64V263H63ZM107 264H108V263H107ZM113 264H114V263H113ZM119 264H120V263H119ZM129 264H130V263H129ZM131 264H132V263H131ZM192 264H193V263H192ZM202 264H203V262H202Z\"/></svg>", "mask_w": 264, "mask_h": 264}]
</instances>
